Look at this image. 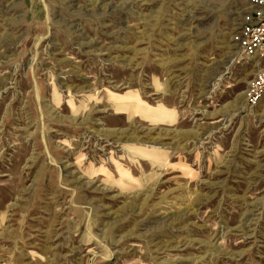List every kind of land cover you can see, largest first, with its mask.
Wrapping results in <instances>:
<instances>
[{"label":"rangeland","instance_id":"obj_1","mask_svg":"<svg viewBox=\"0 0 264 264\" xmlns=\"http://www.w3.org/2000/svg\"><path fill=\"white\" fill-rule=\"evenodd\" d=\"M246 6L0 0V264H264Z\"/></svg>","mask_w":264,"mask_h":264},{"label":"built area","instance_id":"obj_2","mask_svg":"<svg viewBox=\"0 0 264 264\" xmlns=\"http://www.w3.org/2000/svg\"><path fill=\"white\" fill-rule=\"evenodd\" d=\"M246 4L232 42L245 58L261 63L245 95L246 106L255 108L264 101V0H246Z\"/></svg>","mask_w":264,"mask_h":264},{"label":"bare ground","instance_id":"obj_3","mask_svg":"<svg viewBox=\"0 0 264 264\" xmlns=\"http://www.w3.org/2000/svg\"><path fill=\"white\" fill-rule=\"evenodd\" d=\"M130 98L132 99V101L121 102V103H125V105H123V106L121 105L122 108L124 107V109H126V110H128V108H130V111H132V113H137V112H139V113H145V114L146 113H148V114L150 113V111L147 109L148 107H144L142 105L141 100H140V98L138 96H136V98L134 96H132ZM118 107L119 106H114L113 108L116 109V110H119Z\"/></svg>","mask_w":264,"mask_h":264}]
</instances>
